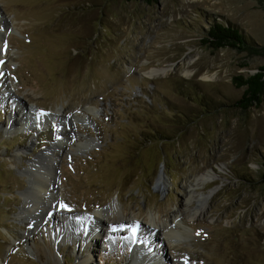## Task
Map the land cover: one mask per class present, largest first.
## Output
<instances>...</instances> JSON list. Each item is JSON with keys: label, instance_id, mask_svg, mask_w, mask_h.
Listing matches in <instances>:
<instances>
[{"label": "rangeland", "instance_id": "obj_1", "mask_svg": "<svg viewBox=\"0 0 264 264\" xmlns=\"http://www.w3.org/2000/svg\"><path fill=\"white\" fill-rule=\"evenodd\" d=\"M214 19L264 47V0H0V264H140L141 225L154 217L163 238L178 212L153 264H264V103L230 105L264 51L202 45ZM206 170L200 191L216 189L192 216L188 186ZM98 212L128 224L98 233Z\"/></svg>", "mask_w": 264, "mask_h": 264}, {"label": "bare ground", "instance_id": "obj_2", "mask_svg": "<svg viewBox=\"0 0 264 264\" xmlns=\"http://www.w3.org/2000/svg\"><path fill=\"white\" fill-rule=\"evenodd\" d=\"M167 68L151 69L150 71L146 72V74L149 78H154V77H157L160 75L164 76L169 72V68L168 69ZM187 75H190V73L189 74L187 73ZM22 110H24V104L21 106L20 110H18V111L15 110L14 112H12L13 114H11V117L9 120V123H10L9 132L10 133L15 132L14 130L16 129V127L19 126L18 125L19 120L21 121L25 117H28V114L27 115L23 114ZM37 113H38V115L36 116V120H38V122H39V124L38 123L37 124L42 125L43 124L42 122H44L45 117L39 113V108L37 109ZM12 116L14 117V119H12ZM46 116H47L46 119H48L49 115H46ZM215 174L216 173L214 170H206V171L198 174L195 177V179L193 180V182L191 184H189L188 188H190V189L188 190L189 195L187 196L188 198L186 199V205H188L190 208L194 205L195 201L199 202V206L196 207L195 209H192V211H193L192 216H195L197 214H200V215L203 214V206L208 202L209 198H211V196L215 192L216 188L211 189L208 193L201 192L200 188H202L204 185L214 181L215 180ZM44 182L45 181H41V179H39L40 185H42L43 187H46V182L45 183ZM167 183H168V181L166 179V172H165V169H163L155 181V188L158 191L163 192L167 188ZM179 215L180 214L178 212L176 215H174L173 218L169 219L168 223L163 224L161 226L160 231H162L164 233L163 238H160V236H159L160 233L158 235V233L155 232L156 228H153L150 226V224H154L156 226L158 225V223L154 217H150V219H149L150 224L149 223H143V225H141L142 226L141 230H142V232H144V235H145V243L149 242V244H150V250H148V252H145V257H144L143 261H138L136 257L135 258L133 257L135 259V260L133 259V261H138V262H140V264H153L154 261H159L156 259L157 255L159 256V249L158 248L154 249V247L157 245L154 244V246H153L152 244H153L154 240L159 242L158 245L163 244L164 240H166L168 243L171 244V242H172L171 237L177 233L178 228L180 227V224L182 223L181 216H179ZM55 217H56V214L53 212L52 218L55 222L56 221L58 222V219H55ZM86 218L92 220V225L96 229V231H98V233L110 232L111 234H117L120 231V230H118V226L120 228L121 225L128 224L127 220H125L123 217L119 216L118 218H114V216H111L110 214H108L106 212H98V213H95L93 216H91V218H89V217H86ZM94 219H95V222H94ZM63 224H64L63 222H61L60 224L58 222L59 232L61 229L63 230ZM109 226L111 227V229H110L111 231H108L109 229L107 230V227H109ZM154 235L156 237H154ZM90 236L92 238H90ZM90 236H89V238L93 243L99 239V237H97V235H95V234H90ZM148 246L149 245L147 244V247ZM88 260H90V258H88Z\"/></svg>", "mask_w": 264, "mask_h": 264}, {"label": "trees", "instance_id": "obj_3", "mask_svg": "<svg viewBox=\"0 0 264 264\" xmlns=\"http://www.w3.org/2000/svg\"><path fill=\"white\" fill-rule=\"evenodd\" d=\"M133 2H146L149 5H155L160 0H127ZM208 28L205 30L204 35L201 38V44L206 47L218 50L222 48H233L242 51H249L252 53H259L264 51V47H261L254 38L246 35L241 29L225 24L217 20H208ZM260 47V48H259ZM233 84L237 88H244V91L240 98L235 100L231 107L247 111L252 107L260 108L264 103V65L259 66L255 73L248 75H237L233 77ZM178 92L181 96L188 97V91L181 85H177ZM195 99H200L199 104L204 108H209L208 106L212 103L210 99L204 97H197L194 95ZM215 108V104L212 107ZM222 108V106H221ZM211 109V108H210ZM209 111V110H207ZM44 139V138H42ZM9 148V145H6ZM264 167V165H263ZM264 179V173L261 175Z\"/></svg>", "mask_w": 264, "mask_h": 264}, {"label": "snow or ice", "instance_id": "obj_4", "mask_svg": "<svg viewBox=\"0 0 264 264\" xmlns=\"http://www.w3.org/2000/svg\"><path fill=\"white\" fill-rule=\"evenodd\" d=\"M7 47V44H6V42H5V48ZM0 63H2V62H0ZM62 207H66V205H62Z\"/></svg>", "mask_w": 264, "mask_h": 264}]
</instances>
